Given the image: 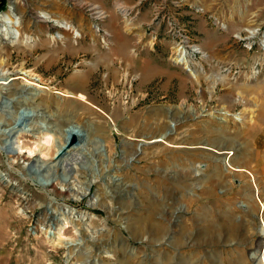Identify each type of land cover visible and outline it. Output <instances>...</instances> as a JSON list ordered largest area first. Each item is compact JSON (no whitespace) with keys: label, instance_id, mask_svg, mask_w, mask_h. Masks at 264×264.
Instances as JSON below:
<instances>
[{"label":"rangeland","instance_id":"1","mask_svg":"<svg viewBox=\"0 0 264 264\" xmlns=\"http://www.w3.org/2000/svg\"><path fill=\"white\" fill-rule=\"evenodd\" d=\"M12 3L20 33L0 21V264L247 257L246 230L264 238V0H7L0 14ZM124 42L105 65L93 52Z\"/></svg>","mask_w":264,"mask_h":264},{"label":"bare ground","instance_id":"2","mask_svg":"<svg viewBox=\"0 0 264 264\" xmlns=\"http://www.w3.org/2000/svg\"><path fill=\"white\" fill-rule=\"evenodd\" d=\"M123 12H124V15H126L127 14V10L126 9H124L123 10ZM104 13H106V11H104ZM101 14V13H100ZM103 14V13H102ZM105 17V16H104ZM20 17H18L17 16V14L14 12V4L12 3L10 6H9V8H8V11L7 12H5L4 14H0V21L2 22V24H3V29H2V31L6 34V36H10V35H12V34H16V35H18V33H20V29H19V26H20V19H19ZM48 18L49 19H52V16H48ZM57 24H58V26H60V27H62V29L63 28H65V29H74L75 27L71 24V23H68V22H66L63 18H59V19H55L54 20ZM131 45V44H130ZM131 47V46H130ZM137 47V45L135 46V48ZM207 47V45H203V49H205ZM104 49V47H101L100 49H94L93 50V52H97V53H99V54H103V55H101V56H103V57H101V58H103L102 60H101V58L99 59L100 61H104V64L103 65H105V63L106 62H108V61H110V58L113 56V54H126L127 52H130V50L128 51V49H129V43H127V42H124V43H118L117 44V46L115 45V48L114 47H109V50L107 49V50H103ZM133 49V48H132ZM137 52H139V48L137 47ZM178 50H180V54L182 53V55H183V53H184V55H186V52H185V50H183V48H177L176 49V52H178ZM118 52V53H117ZM136 52V51H135ZM230 53V52H229ZM112 59V58H111ZM128 60H130V59H128ZM0 62H5V60H1ZM143 63V64H142ZM141 63V65H139L140 63H138L137 64V66L138 67H140L141 66V69L143 70V73L141 74V76H140V80H139V85L141 86V85H143L145 82H146V80H147V78H148V67H145V66H147L148 64H145V63H147V61H143ZM107 65V64H106ZM136 67V66H135ZM144 67V68H143ZM189 77L193 80V75L192 74H189ZM200 75H198V74H196V76H195V79H197V81H200ZM183 79L181 78V81H182ZM84 81H85V75H82V76H79V77H77V79H76V82H77V85H76V89H80V88H84ZM181 86L182 87H180V89L183 91V85H182V83H181ZM2 89H4L3 87H0V90H2ZM70 93H72V95H74L75 97H79V96H81V93H79V92H74V91H71ZM17 94V90H11V91H9V96L11 97V96H14V95H16ZM84 96V95H83ZM20 103H23V101H20L18 104H20ZM85 108H87V106H85ZM224 109H227L226 107L224 108ZM60 111H62L61 109H59ZM67 111H68V109H66ZM0 116L2 117V118H4L5 117V115L3 114V113H1L0 114ZM6 118V117H5ZM1 119V118H0ZM68 119H65L64 121L65 122H68V123H70V121L68 120ZM67 123V124H68ZM159 131L157 130V131H155L154 132V134H153V137L155 136V133H158ZM11 135V134H10ZM144 135V134H143ZM16 136V133L15 134H13L12 135V137L11 138H14ZM17 137H15V139H16ZM66 144H67V140H65V141H63V143L61 144V146H59V148L58 149H56V153H59V150L61 149V148H63V147H65L66 146ZM70 146V145H69ZM51 148H52V146H51ZM50 150V149H49ZM68 150V149H67ZM232 226V225H231ZM252 232H251V229L250 228H248L247 230H246V237H247V240L249 241V243L247 244V245H249L251 248H253L252 250V252H250L249 254H248V256L247 255H245V252H243V254L245 255V256H247V257H244V256H242V258L240 259V262L239 263H237V264H251L250 262H251V260H250V257L252 258V259H254L255 260V262H256V264H264V250L263 249H261V245H262V243H264V238H262L261 240H260V243H258V244H256V243H254L255 241H253L252 239H251V237H252ZM245 248V247H244ZM264 248V247H263ZM246 249V248H245ZM253 263V262H252Z\"/></svg>","mask_w":264,"mask_h":264},{"label":"water","instance_id":"3","mask_svg":"<svg viewBox=\"0 0 264 264\" xmlns=\"http://www.w3.org/2000/svg\"><path fill=\"white\" fill-rule=\"evenodd\" d=\"M76 142H77L76 135L73 134V137H72L71 141H69L67 143V145L59 152L58 157H61L63 154H65L67 152V149H69L71 147V145H73Z\"/></svg>","mask_w":264,"mask_h":264},{"label":"trees","instance_id":"4","mask_svg":"<svg viewBox=\"0 0 264 264\" xmlns=\"http://www.w3.org/2000/svg\"><path fill=\"white\" fill-rule=\"evenodd\" d=\"M7 4V0H2L1 4H0V11H2L3 9H5Z\"/></svg>","mask_w":264,"mask_h":264},{"label":"built area","instance_id":"5","mask_svg":"<svg viewBox=\"0 0 264 264\" xmlns=\"http://www.w3.org/2000/svg\"><path fill=\"white\" fill-rule=\"evenodd\" d=\"M2 0H0V4H1Z\"/></svg>","mask_w":264,"mask_h":264}]
</instances>
